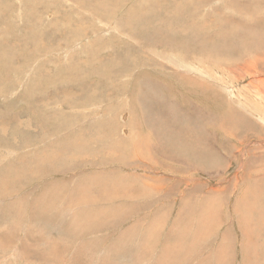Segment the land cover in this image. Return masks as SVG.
Listing matches in <instances>:
<instances>
[{
  "label": "rangeland",
  "instance_id": "obj_1",
  "mask_svg": "<svg viewBox=\"0 0 264 264\" xmlns=\"http://www.w3.org/2000/svg\"><path fill=\"white\" fill-rule=\"evenodd\" d=\"M0 192V264H264V0H0Z\"/></svg>",
  "mask_w": 264,
  "mask_h": 264
},
{
  "label": "bare ground",
  "instance_id": "obj_2",
  "mask_svg": "<svg viewBox=\"0 0 264 264\" xmlns=\"http://www.w3.org/2000/svg\"><path fill=\"white\" fill-rule=\"evenodd\" d=\"M52 4V3H51ZM179 4V3H178ZM102 5V4H101ZM53 6V5H52ZM47 7H49V6H47ZM100 7V6H99ZM179 7V6H178ZM58 8V7H57ZM179 9H181V8H179ZM96 10V9H95ZM56 12V11H55ZM54 14V13H53ZM255 14H257V13H255ZM188 15H189V13H188ZM249 16H251V15H249ZM180 17V16H179ZM182 17V16H181ZM230 18V17H229ZM253 18V17H252ZM251 18V19H252ZM258 18H259V15H258ZM232 19V18H231ZM246 19H248V18H246ZM250 19V20H251ZM131 20V19H130ZM133 20V19H132ZM146 20V19H145ZM148 20V19H147ZM220 20V19H219ZM260 20H261V18H260ZM132 22V21H131ZM130 22V23H131ZM134 22V21H133ZM146 22V21H145ZM204 22V21H203ZM138 23V22H137ZM141 23H143V22H141ZM206 24V23H205ZM133 25V24H132ZM189 25V24H188ZM208 25V24H207ZM156 26V25H155ZM195 27V26H194ZM200 27V26H199ZM207 27V26H206ZM231 27V26H230ZM197 28H198V25H197ZM196 29V28H195ZM199 29V28H198ZM261 29H263V28H261ZM129 32H130V30H128ZM176 31V30H175ZM134 33V32H133ZM129 34V33H128ZM216 34H218V33H216ZM130 36H132V35H130ZM176 37V36H175ZM252 42V41H251ZM257 42V41H256ZM260 42V41H259ZM253 43H254V41H253ZM258 46H259V43H258ZM258 46H256V47H258ZM249 50V49H248ZM257 50V49H256ZM252 51V50H251ZM205 52V51H204ZM203 52V53H204ZM211 54V53H210ZM213 56V55H212ZM244 56V55H243ZM215 57V56H214ZM238 57V59L240 58L239 56H237ZM212 58V57H211ZM217 58V57H216ZM215 58V59H216ZM242 58V57H241ZM220 59V58H219ZM237 59V58H236ZM187 60V59H186ZM186 60H183V62H187ZM243 60V59H242ZM255 61V60H254ZM206 63V62H205ZM208 63H210V62H208ZM212 63V62H211ZM188 64V63H187ZM187 64H186V66H187ZM194 64H195V62H194ZM203 64V63H202ZM248 64H249V62H248ZM251 65V64H250ZM190 66H192V65H190ZM199 66H201V65H199ZM260 66V65H259ZM198 67V66H197ZM196 67V68H197ZM252 67V66H251ZM250 67V68H251ZM191 68V67H190ZM201 68V67H200ZM204 68V67H203ZM202 68V69H203ZM209 68V67H208ZM198 70V69H197ZM201 70V69H200ZM210 71V70H209ZM213 74V73H212ZM149 79H150V77H149ZM147 81V80H146ZM158 82V81H157ZM164 83V82H163ZM156 85V84H155ZM142 87H143V85H141ZM158 87H160L161 89L162 88H165V85H163L162 83H160L159 82V84L157 85ZM258 87V86H257ZM145 89V88H144ZM178 89V88H177ZM150 92H149V94H148V98L150 99V103H152V100L153 101H155V103H154V106H156V107H159L160 106V104H161V102H164L165 103V105H166V108H167V110H164V111H168V113L167 114H163V116L166 118V119H168V120H173V119H186V116L185 115H182V114H179L178 113V115H174V114H171L170 113V110H171V108L173 107V105H174V103H173V100L170 98V95H167L165 98H164V96L161 94V93H159V92H157L156 91V89H154V88H152V89H150L149 90ZM260 91V90H259ZM147 92V91H146ZM256 92V91H255ZM258 94H260V93H258ZM145 95V94H144ZM184 100H186L185 98H184ZM186 105V108H187V104H185ZM192 107V106H191ZM193 110H195V108H192ZM183 110V109H182ZM191 111V110H190ZM256 111V110H255ZM160 113V112H159ZM192 113V112H191ZM207 118H211V114H210V116H207V115H204L203 116V119L206 121V119ZM213 118V117H212ZM215 118V117H214ZM167 123V122H166ZM170 125H171V123H167V126H168V128L170 127ZM110 132V131H109ZM153 132H154V130H153ZM73 135V134H72ZM105 136V135H104ZM73 137V136H72ZM106 137H108V136H106ZM105 137V138H106ZM73 140V139H72ZM116 140V139H115ZM173 141V140H172ZM173 142H175V141H173ZM176 143V142H175ZM76 144V143H75ZM66 145V144H65ZM122 146V145H121ZM117 147H120V144L119 143H117V141H115V143H114V145H112V149H116ZM182 148V147H181ZM55 149V148H54ZM49 152H51V151H49ZM98 152V151H97ZM203 157V156H202ZM205 157V156H204ZM203 157V158H204ZM48 158V157H47ZM110 158V157H109ZM201 158V157H200ZM206 158V157H205ZM210 158V157H209ZM106 159V158H105ZM29 180H30V178H28ZM28 180V181H29ZM58 180V179H57ZM61 186V185H60ZM103 187V186H102ZM51 188V187H50ZM111 188V187H110ZM116 189V188H115ZM121 189V188H120ZM5 190H6V188H5ZM4 190V191H5ZM92 190V189H91ZM112 190V192H114L115 194H120V192H119V188L117 189V191H113V189H110L109 191H111ZM157 190H159V189H157ZM9 191V190H8ZM12 191V190H11ZM108 191V190H107ZM106 192L107 193V195H109L108 193H110V192ZM2 192V191H1ZM0 192V193H1ZM13 192V191H12ZM83 192V191H82ZM8 193V192H7ZM6 193V194H7ZM105 193V194H106ZM129 193H131V192H129ZM122 194V193H121ZM42 195V194H41ZM51 195V194H50ZM111 196L113 195V193L112 194H110ZM96 196V195H95ZM94 196V197H95ZM99 196V195H98ZM98 196H96V197H98ZM116 196V195H115ZM122 197H124V196H122ZM129 197V196H128ZM40 198H41V196H40ZM48 198V197H47ZM51 198V197H50ZM49 198V199H50ZM53 198V197H52ZM103 198V197H102ZM104 198H106L105 196H104ZM112 198V197H111ZM115 198V197H114ZM11 199V198H10ZM43 199V198H42ZM41 199V200H42ZM79 199V198H78ZM109 199V198H108ZM104 200V199H103ZM36 201V200H35ZM47 201V200H46ZM51 202V201H50ZM21 203H22V201H21ZM47 203V202H46ZM46 203L45 204H43V208H46L47 206H45L46 205ZM97 203H99V202H97ZM35 204V203H34ZM33 204V205H34ZM99 205V204H98ZM101 205V204H100ZM206 205V204H205ZM36 206V205H35ZM38 208V207H37ZM212 213V212H211ZM207 214V213H206ZM213 215H214V213H212ZM203 215V214H202ZM216 215V214H215ZM249 216V215H248ZM209 217V216H208ZM264 218V217H263ZM206 219V218H205ZM213 219V218H212ZM244 219V218H243ZM261 219V218H260ZM207 220H208V218H207ZM244 221V220H243ZM255 221V220H254ZM254 221H253V223H254ZM256 221H257V219H256ZM262 221V220H261ZM204 222V221H203ZM259 222V221H258ZM201 224V223H200ZM207 224V223H206ZM248 225L246 226V231H245V233H247V234H251V235H253V233L251 232V230L249 229V227H252V228H254L255 226L256 227H259V225H256V224H254V225H251L249 222L247 223ZM260 224V223H259ZM202 225V224H201ZM212 225V224H211ZM214 225V224H213ZM242 225V224H241ZM246 225V224H245ZM200 226V225H199ZM208 226V225H207ZM201 227V226H200ZM210 227V226H209ZM206 228V227H205ZM212 228V227H211ZM201 229V228H200ZM209 229V228H208ZM206 230V229H205ZM258 230V229H257ZM256 231V230H255ZM244 232H243V234H245ZM256 233V232H255ZM1 234V233H0ZM257 234V233H256ZM242 237H243V235H242ZM249 237V236H248ZM254 238V237H253ZM251 239V238H250ZM259 239V238H258ZM263 240V239H262ZM252 243V242H251ZM259 244H261V243H259ZM253 245H254V243H253ZM252 245V246H253ZM257 245V244H256ZM247 246H249V244L247 245ZM255 246V245H254ZM224 247V246H223ZM256 247H258V245L256 246ZM260 247V246H259ZM251 248V247H250ZM227 250V249H226ZM254 251L251 253V255H252V257H250L249 256V260H251V258H254V256H255V249H253ZM223 252V251H222ZM244 252H247V250L245 249V251ZM183 253V252H182ZM219 253V252H218ZM186 255V254H185ZM249 255V254H248ZM219 259V258H218ZM256 259V258H255ZM259 262V264H261V262L262 261H258ZM257 262V263H258ZM248 263H251V264H254V263H252V260L250 261V262H248ZM257 263H255V264H257Z\"/></svg>",
  "mask_w": 264,
  "mask_h": 264
}]
</instances>
